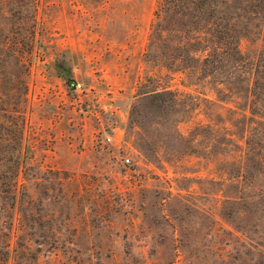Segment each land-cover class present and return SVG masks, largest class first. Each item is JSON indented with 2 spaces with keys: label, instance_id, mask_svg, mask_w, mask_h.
<instances>
[{
  "label": "rangeland",
  "instance_id": "obj_1",
  "mask_svg": "<svg viewBox=\"0 0 264 264\" xmlns=\"http://www.w3.org/2000/svg\"><path fill=\"white\" fill-rule=\"evenodd\" d=\"M0 264H264V0H0Z\"/></svg>",
  "mask_w": 264,
  "mask_h": 264
},
{
  "label": "built area",
  "instance_id": "obj_2",
  "mask_svg": "<svg viewBox=\"0 0 264 264\" xmlns=\"http://www.w3.org/2000/svg\"><path fill=\"white\" fill-rule=\"evenodd\" d=\"M67 89L76 92V91L80 90V84L77 83V82H71V83L68 84ZM110 141H111V139H110L109 136H104V137L102 138V140H101L102 143H109ZM129 162H130V160H129L128 157H125V158L123 159V163H124L125 165H128Z\"/></svg>",
  "mask_w": 264,
  "mask_h": 264
}]
</instances>
